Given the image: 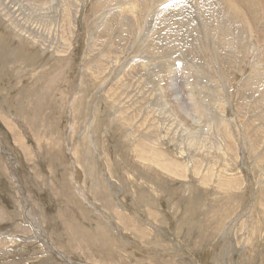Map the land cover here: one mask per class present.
Segmentation results:
<instances>
[{
	"label": "rangeland",
	"instance_id": "374dc122",
	"mask_svg": "<svg viewBox=\"0 0 264 264\" xmlns=\"http://www.w3.org/2000/svg\"><path fill=\"white\" fill-rule=\"evenodd\" d=\"M78 1L0 0V264H264V0Z\"/></svg>",
	"mask_w": 264,
	"mask_h": 264
},
{
	"label": "bare ground",
	"instance_id": "6f19581e",
	"mask_svg": "<svg viewBox=\"0 0 264 264\" xmlns=\"http://www.w3.org/2000/svg\"><path fill=\"white\" fill-rule=\"evenodd\" d=\"M76 1H78V0H76ZM125 1H127V0H97V5H96V9H95V12H97V9H100V7L101 6H103V5H105L104 6V8H102V11H103V13H101V16H103V15H105V14H107L108 16H114V15H116V14H119V13H117L118 11H120V12H122V6L125 4ZM130 1V0H129ZM153 1V0H152ZM151 1V2H152ZM182 1H184V0H182ZM208 1V0H207ZM52 2V1H51ZM79 2V1H78ZM84 2V1H83ZM95 2V1H94ZM131 3H132V1H130ZM133 3H135V4H137L136 5V7H137V9L135 10V9H133V12H132V14L133 13H137L138 14V16H137V19H139L138 20V25H135V24H133L132 25V30H133V28H137L138 30H140L141 28H142V24H143V22H144V20H145V14H146V12H147V10H148V7H149V5H150V0H135V2H133ZM188 3V2H187ZM200 3H202V2H200ZM206 3V2H205ZM204 3V4H205ZM85 4V3H84ZM94 4V3H93ZM195 10H197V11H200L199 10V8H198V4H197V2L196 3H189ZM212 4H213V2H212ZM211 4V5H212ZM127 5V4H126ZM129 5V4H128ZM207 5V4H206ZM210 5V4H209ZM78 6H79V4H78ZM85 6V5H84ZM83 6V7H84ZM133 6V5H132ZM131 6V7H132ZM135 6V5H134ZM202 6H203V4H202ZM201 6V7H202ZM97 7H99V8H97ZM212 7H214L215 8V6H212ZM205 9V8H204ZM101 10V9H100ZM215 11H217V10H215ZM131 12V11H130ZM209 12V11H208ZM13 14H16V13H13ZM199 14V13H198ZM206 15V14H205ZM216 15V14H215ZM185 17V16H184ZM128 19H129V17H127ZM191 18V17H190ZM194 18H196L195 16H194ZM57 18H55L54 20H56ZM208 19V18H207ZM213 19H214V17H213ZM217 19V18H216ZM188 20H189V18H188ZM192 21V20H191ZM209 21V20H208ZM259 22V21H258ZM115 23V22H114ZM117 25H118V27L120 28V33L121 34H123L124 32H126V31H129L130 30V25H129V23H128V21H125L124 23L123 22H120V21H118L117 23H116ZM140 24V25H139ZM208 24H209V26L212 24V23H210V22H208ZM115 25V24H114ZM196 25H198V23H196ZM208 26V25H207ZM149 27H151V24H149ZM202 27H203V24H202ZM251 27H253V26H251ZM250 28V27H249ZM29 29H33L32 27L31 28H29ZM209 29V28H208ZM210 38V37H209ZM24 40V39H23ZM207 40V39H206ZM91 48V47H90ZM218 59V58H217ZM98 64V63H97ZM221 66V65H220ZM101 70V69H100ZM106 72V71H105ZM217 72V71H216ZM107 73V72H106ZM224 76V75H223ZM205 85V84H204ZM222 85V84H221ZM129 90V89H128ZM227 90V89H226ZM148 92V91H147ZM236 94V93H235ZM143 98H145V97H143ZM106 102V101H105ZM188 104V103H187ZM83 105H84V103H83ZM78 109H80V108H78ZM248 110H249V108H248ZM123 111V110H122ZM151 111V110H150ZM215 111V110H214ZM219 113V112H218ZM209 114V113H208ZM211 114V113H210ZM223 114H224V112H223ZM94 115V114H93ZM104 115V114H103ZM125 115V114H124ZM214 115V114H213ZM77 116V115H76ZM119 116V115H118ZM123 116V115H122ZM223 116V115H222ZM78 117H80V116H78ZM82 118V117H81ZM148 118V117H147ZM215 118V117H214ZM11 119V118H10ZM89 119V118H88ZM128 119V118H127ZM63 120V119H62ZM79 120V119H78ZM123 120V119H122ZM103 121V120H102ZM220 121V120H219ZM78 122V121H77ZM30 123V122H29ZM109 124V123H108ZM195 124V123H194ZM250 124V123H249ZM252 124V123H251ZM89 125V124H88ZM92 125V124H91ZM221 125V124H220ZM223 125V124H222ZM227 126V125H226ZM86 127V126H85ZM142 127V126H141ZM147 127V126H146ZM116 128V127H115ZM83 129V128H82ZM102 129V128H101ZM110 129V128H109ZM153 130V129H152ZM83 131V130H82ZM120 131V130H119ZM156 131V130H155ZM203 131V130H202ZM202 131H201V133H202ZM34 132V131H33ZM111 132V131H110ZM149 132V131H148ZM116 134V133H115ZM143 134V133H142ZM209 134V133H208ZM202 135V134H201ZM214 136V135H213ZM86 138V137H85ZM200 138V137H199ZM208 139V138H207ZM129 140V139H128ZM188 140V139H187ZM142 141V140H141ZM133 142V141H132ZM101 143V142H100ZM129 143V142H128ZM139 143V142H138ZM195 143V142H194ZM225 143V142H224ZM78 144V143H77ZM132 144V143H131ZM153 144V143H152ZM201 144V143H200ZM239 144H240V142H239ZM88 145V144H87ZM94 145V144H93ZM137 145V144H136ZM64 146V145H63ZM102 146V145H101ZM139 146H141V145H139ZM240 146V145H239ZM94 147V146H93ZM137 147V146H136ZM146 147V146H145ZM68 148V147H67ZM157 148V147H156ZM190 148V147H189ZM207 148V147H206ZM224 148V147H223ZM78 149V148H77ZM151 149V148H150ZM139 150V149H138ZM143 150V149H142ZM156 151V150H155ZM219 151V150H218ZM77 152V151H76ZM195 152V151H194ZM93 153V152H92ZM127 153V152H126ZM188 153V152H187ZM225 154V153H224ZM227 154V153H226ZM117 155V154H116ZM109 156V155H108ZM130 156V155H129ZM193 156V155H192ZM202 157V156H201ZM208 157V156H207ZM220 157V156H219ZM230 157V156H229ZM136 158V157H135ZM138 158V157H137ZM190 158V157H189ZM79 159V158H78ZM82 159V158H81ZM109 159V158H108ZM86 160V159H85ZM136 160V159H135ZM138 160V159H137ZM142 160V159H141ZM207 160V159H206ZM109 162V161H108ZM198 162V161H197ZM185 163V162H184ZM222 163V162H221ZM223 164V163H222ZM72 165V164H71ZM123 165V164H122ZM125 165V164H124ZM123 165V166H124ZM186 165V164H185ZM140 166V165H139ZM205 166V165H204ZM227 166V165H226ZM212 168V167H211ZM236 168V167H235ZM156 169V168H155ZM196 170V169H195ZM206 170V169H205ZM165 171V170H164ZM227 172V171H226ZM223 173V172H222ZM99 174V173H98ZM110 175V174H109ZM131 175V174H130ZM211 175V174H210ZM133 177V176H132ZM222 180L223 181H225L226 179H225V177L222 175ZM228 179V178H227ZM78 183V182H77ZM202 191V190H201ZM103 192V191H102ZM119 192V191H118ZM219 192L220 191H218V193H213V196L214 195H219ZM131 193V192H130ZM222 193V192H221ZM262 193V192H261ZM260 193V194H261ZM132 194V193H131ZM263 194H264V192H263ZM87 195V194H86ZM85 197V196H84ZM219 197V196H218ZM254 197V196H253ZM261 197H262V195H261ZM80 198V197H79ZM89 198V197H88ZM100 199V198H99ZM261 199V198H260ZM260 199H258V200H260ZM104 200V199H103ZM99 202H100V200H99ZM261 202V201H260ZM106 203V202H105ZM256 203H257V201H256ZM124 204V203H123ZM259 204V203H258ZM256 205V204H255ZM260 206V205H259ZM179 207V206H178ZM263 207V206H262ZM208 208V207H207ZM213 209H211V211H210V213L208 212L207 213V220H208V224H211L212 223V221H214L216 218H218L217 217V215L215 214L218 210L216 209H214L215 208V206H213L212 207ZM258 208V207H257ZM219 209V208H218ZM173 210V209H172ZM219 212V211H218ZM112 214V213H111ZM213 214H215L214 215V217H212L213 216ZM208 215H209V217H208ZM163 216V215H162ZM181 222H182V220H181ZM185 222V221H184ZM157 223V222H156ZM158 224V223H157ZM28 226V225H27ZM110 228V227H109ZM114 228V227H113ZM243 229V228H242ZM127 233V232H126ZM256 233V232H255ZM248 235V234H247ZM137 236V235H136ZM128 242V241H127ZM246 243V242H245ZM115 246V245H114ZM253 249V248H252ZM119 251V250H118ZM253 253V252H252ZM259 253V252H258ZM80 254V253H79ZM107 254H109V253H107ZM125 255V254H124ZM240 255V254H239ZM246 258V257H245ZM121 260V259H120ZM249 260V259H248ZM124 262V261H123ZM263 263V262H262ZM129 264V263H128ZM240 264V263H239Z\"/></svg>",
	"mask_w": 264,
	"mask_h": 264
}]
</instances>
